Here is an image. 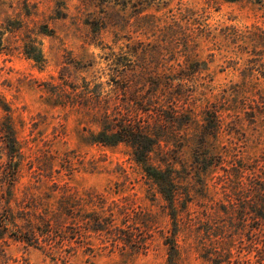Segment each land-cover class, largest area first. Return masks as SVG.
I'll return each mask as SVG.
<instances>
[{"label":"rangeland","instance_id":"rangeland-1","mask_svg":"<svg viewBox=\"0 0 264 264\" xmlns=\"http://www.w3.org/2000/svg\"><path fill=\"white\" fill-rule=\"evenodd\" d=\"M258 29L264 7L252 0H0V123L10 118L22 160L10 206L41 225L66 213L68 234L36 247L3 238L0 264H264V219L245 210L264 214V67L248 63L254 44L230 38ZM156 83L161 106L136 107ZM210 111L221 126L203 148ZM120 121L169 127L150 161L181 171L172 260L170 206L132 147L91 141ZM208 153L217 166L192 171Z\"/></svg>","mask_w":264,"mask_h":264},{"label":"trees","instance_id":"trees-1","mask_svg":"<svg viewBox=\"0 0 264 264\" xmlns=\"http://www.w3.org/2000/svg\"><path fill=\"white\" fill-rule=\"evenodd\" d=\"M227 2H238L241 0H225ZM256 5L264 7V0H252ZM232 39V43H245L249 45V43L255 45L254 53H251V58L249 57L248 63L253 64L254 66L264 67V29H258L255 31L248 32H239L236 31L235 35L230 37ZM1 42V41H0ZM260 46V47H259ZM261 48L259 52H256V49ZM250 53V51H248ZM250 56V55H249ZM30 59L35 60L36 62H41L43 60L42 55L39 57H32L29 55ZM264 69V68H263ZM201 71V70H200ZM199 71V72H200ZM143 72V71H142ZM145 74V73H142ZM147 74V73H146ZM144 77V76H142ZM146 78L148 76H145ZM158 80V77L155 78ZM145 80V79H144ZM181 82L179 85L175 87L178 90V95L182 97L186 96V92H183V84L184 79H179ZM139 82H144L141 77ZM141 83V84H142ZM155 86L158 89L152 90V92L143 94H135L132 97V102L136 105V107H158L161 106L159 104L157 98V91L160 89V84L156 83ZM174 87V82L166 83L163 85V92L166 93L167 90H170ZM174 89V90H175ZM197 90V86L191 85V87L187 90V92L194 93ZM176 93L172 94L175 95ZM263 95V93H261ZM181 98L177 100H166L165 103L168 104L169 107H173V105L177 104V101H181ZM10 106L0 97V108L10 112ZM165 118L170 122V126L174 127L175 125V116L168 115ZM207 124L203 126L200 136V146L203 148H207V138L209 135H212L211 132L214 130H219L220 123L218 112L210 111L207 114ZM163 127L160 129H155L151 125L145 126L140 123H133L132 121H120L118 125H112L107 127L105 125L103 130L99 131L97 134L91 136V141L97 144H102L104 146H115L120 143L129 144L134 153L135 161L142 166L145 174L150 179V181L155 184L165 201L169 204L171 209V216L174 220L175 231L170 235L169 241L165 243L168 246L169 251V259H174L177 256L178 252V234L179 230L178 225L179 221L177 220V208H176V195L179 193L176 184L177 178L176 173H180L181 171L177 170L175 162H168L167 167L165 169L161 167H155L151 164V155L157 149L162 148V141L158 138V134L161 132H168L169 127L165 124H161ZM0 135H1V143L2 147H0L1 156L0 157V240L6 237H15L19 241L26 242L30 246H37L43 238L46 237H60L65 240L67 237V232H65L64 228H66V213L62 215H57L56 218L49 219L46 221L45 217L41 215L42 221H46L47 224H42L37 221H32L30 218H22L19 215H16L11 209L10 204L15 198L16 187L19 182L20 175V167H21V155L20 149L18 146L16 134L12 125L10 118H6L3 122L0 123ZM216 136V133H215ZM195 152V151H194ZM4 154H7V159H3ZM196 155V153H195ZM204 159H200L199 156L194 158V166L191 165L192 171L195 170L199 175H206L209 170L213 169L217 165L211 160L209 153L204 155ZM166 157H163L164 160ZM183 172H186L185 165L182 164ZM191 171V172H192ZM237 173L240 174L239 171ZM186 175L188 173H185ZM231 175H233L231 173ZM264 190V189H263ZM65 210H68V207L65 206ZM225 213L227 212L224 209ZM246 215H256L259 218L264 219V214H258L257 211H254V208L245 209ZM248 211H250L248 213ZM245 214V212H244ZM257 217V218H258ZM96 220H99L97 218ZM95 224H101V221L95 222ZM234 224V223H233ZM236 231L239 232L240 235L247 234L249 231L246 230L241 225H233ZM102 229H96V231H101ZM69 240V239H68ZM131 240L125 239L124 243H127ZM264 258V249L262 253H260Z\"/></svg>","mask_w":264,"mask_h":264}]
</instances>
